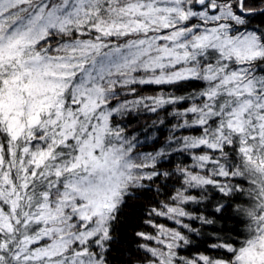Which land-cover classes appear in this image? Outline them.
Masks as SVG:
<instances>
[{"label": "snow or ice", "instance_id": "6c2138e0", "mask_svg": "<svg viewBox=\"0 0 264 264\" xmlns=\"http://www.w3.org/2000/svg\"><path fill=\"white\" fill-rule=\"evenodd\" d=\"M0 264H264V0H0Z\"/></svg>", "mask_w": 264, "mask_h": 264}, {"label": "trees", "instance_id": "16d2710c", "mask_svg": "<svg viewBox=\"0 0 264 264\" xmlns=\"http://www.w3.org/2000/svg\"><path fill=\"white\" fill-rule=\"evenodd\" d=\"M138 218H139V210L136 213L132 214V224L129 225L128 229L126 230V233L131 232V228H132V226L136 225ZM221 224H225L228 227L232 226L231 221H221ZM121 239L127 240V242L129 244L131 243L130 235L126 234L125 236H122ZM197 250H199V251H211L207 247V242H205V240L203 238H200V237L196 238V244H194L188 251H189V253H195Z\"/></svg>", "mask_w": 264, "mask_h": 264}]
</instances>
